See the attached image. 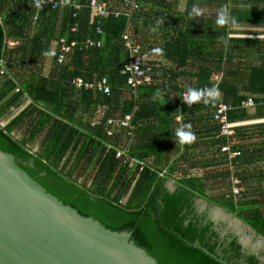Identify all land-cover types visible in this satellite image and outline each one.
Returning a JSON list of instances; mask_svg holds the SVG:
<instances>
[{"label": "trees", "instance_id": "16d2710c", "mask_svg": "<svg viewBox=\"0 0 264 264\" xmlns=\"http://www.w3.org/2000/svg\"><path fill=\"white\" fill-rule=\"evenodd\" d=\"M37 1L0 0V121L21 98L30 100L11 122L0 125V149L82 216L112 231L131 233L135 245L159 264H263L264 250L258 256L249 252L234 234L222 236L224 225L210 218V207L219 206L264 238V204L227 198L230 171L221 153L227 140L213 120L220 103L235 108L228 114L232 122L245 117L241 105L251 98L241 95L242 86L248 94L259 95L252 99L254 104H264V59L253 61L241 75L239 62L232 69L234 50L225 51L227 41L238 45L249 40L229 38L228 22H216L210 29L196 25L207 15L193 11L194 0L181 12L174 0H128L137 8L104 19L93 14L90 0H64L67 6L57 11L39 7ZM98 1L120 10L127 0ZM74 3L81 5L79 11L71 6ZM244 3L264 6V0ZM231 4V25L264 26V8L240 7L238 0ZM218 14H211L216 21ZM127 33L154 71V82L136 91L127 87V75L122 74L130 60L123 40ZM61 38L78 44L103 39V44L76 47L62 64L57 63V46L45 76L51 45ZM10 41L17 46L10 48ZM76 78L85 83L106 78L110 94L76 88ZM185 78L190 81L184 83ZM189 89L203 91L198 103L181 101ZM127 115H132L131 130L107 136L106 121ZM21 127L23 134L17 137ZM181 128L195 139L181 143L176 135ZM240 131L235 130L234 149L241 152L242 163ZM39 137L40 147L33 152ZM121 147L143 164L142 169L116 158ZM240 174L239 166L237 175L243 179ZM168 182L173 183L172 191ZM208 182L225 187L220 198L207 194ZM198 199L208 206L202 208Z\"/></svg>", "mask_w": 264, "mask_h": 264}, {"label": "water", "instance_id": "95a60500", "mask_svg": "<svg viewBox=\"0 0 264 264\" xmlns=\"http://www.w3.org/2000/svg\"><path fill=\"white\" fill-rule=\"evenodd\" d=\"M173 190V183L168 182ZM202 208L208 203L197 200ZM211 221L224 225L240 245L258 256L264 238L235 215L210 207ZM249 233V236L247 235ZM264 264V259L260 258ZM223 264H228L221 261ZM0 264H159L116 232L61 202L0 149Z\"/></svg>", "mask_w": 264, "mask_h": 264}, {"label": "crops", "instance_id": "0c3cea01", "mask_svg": "<svg viewBox=\"0 0 264 264\" xmlns=\"http://www.w3.org/2000/svg\"><path fill=\"white\" fill-rule=\"evenodd\" d=\"M188 0H174L175 8L177 11H184ZM240 7H246L248 9L261 10L264 8L263 4L250 5L244 3V0H238ZM195 12H206L207 16H202L199 20H196V25H207L208 29L216 27V20L211 14H218L222 9L230 10L232 8L231 0H194L193 2ZM41 7V6H39ZM202 14V13H201ZM257 24V23H256ZM227 32L229 38H236L242 40H249L245 44H231L229 41L226 42L225 51L233 53L234 50V64L232 69L236 67V62H239V74H244L246 68L253 61H261L264 59V26H252L248 25H231L230 22L227 24ZM36 26H33L32 32L35 31ZM234 31L233 34L230 32ZM163 33V32H162ZM160 33V34H162ZM254 41V42H252ZM8 46L14 48L17 46L15 42H9ZM57 43L53 42L51 50L47 55L45 67L43 72L47 76L52 67V55L56 50ZM165 64V62H164ZM169 65V64H165ZM184 83L190 81V79H183ZM246 87L242 86L241 95H246L248 98L253 100L259 99L257 94H248ZM212 97L220 99L218 94L211 92ZM168 101V100H167ZM30 100L27 98H21L14 106L10 107L7 115H5L0 125L5 126L11 122L16 116H18L28 105ZM246 111L245 117L240 120L233 122L236 124V128H240V140L239 146L243 149L244 158L240 163V175L243 177L242 183L244 193L242 200L247 203H260L264 204V104L253 107L243 108ZM18 132V133H16ZM15 134L22 136L23 131L17 130ZM41 137H39L32 144V151L36 152L40 147ZM239 170V168H238ZM262 207V206H261ZM249 236V233H247Z\"/></svg>", "mask_w": 264, "mask_h": 264}, {"label": "built area", "instance_id": "2783aa9c", "mask_svg": "<svg viewBox=\"0 0 264 264\" xmlns=\"http://www.w3.org/2000/svg\"><path fill=\"white\" fill-rule=\"evenodd\" d=\"M39 6L49 7L53 11L61 10L67 6V3L64 0H38ZM75 11H79L81 9V5L72 4L71 5ZM89 7L92 10L93 14H95L98 18L104 19L108 18L110 15H114L118 17L120 14H129V9L137 8L130 1H124L121 9L111 8L105 2H99L98 0H90ZM75 16V15H73ZM74 30V29H72ZM97 34L103 35V32L100 28L97 29ZM123 40L125 41V47L130 52V60L129 63L124 67L122 74L127 75V87L136 91L139 87L144 85H150L154 82V71L153 67L147 63V59L143 57L141 54V47L138 45H134L132 43L130 35L127 33L123 35ZM9 44V42H8ZM103 44V39L94 41L90 38L86 39L84 42L78 44L75 41L68 43L66 39L61 38L57 46L59 47V53L57 56V63L62 64L67 59V56L72 52V50L76 47L79 49H89L93 47H101ZM0 74H4V70L0 71ZM214 80H218V77H214ZM73 84L76 88H84L85 90H97L102 94L108 95L110 94L111 87L106 78H102L96 83H85L82 79L76 78L73 81ZM19 90L16 89L15 92ZM172 98L168 99L167 103L171 101ZM189 99V91H186L181 96V101L185 102ZM201 100V97L195 101L193 104L198 103ZM254 101L252 99H247L242 103L241 107H253ZM230 105L225 103H220L217 108L213 111V120L219 126L220 136L226 138L227 143L221 148V153L226 156V161L228 164V168L230 171L229 175V193L227 194V198H231L234 202H237L239 198L244 193L243 183L240 177L237 175L238 168L240 166L239 158L241 157V152L238 149H234L237 147V141L235 140V130L236 124H234L228 117L230 111L234 110ZM131 121L132 115H127L124 118H109L106 121L107 136H114L119 130H131ZM94 125V124H93ZM130 133H128L129 135ZM116 158L122 160L124 165H128L129 167L135 165L141 166L142 163L130 158L127 155V150L125 147H121L116 152Z\"/></svg>", "mask_w": 264, "mask_h": 264}, {"label": "clouds", "instance_id": "9594fccd", "mask_svg": "<svg viewBox=\"0 0 264 264\" xmlns=\"http://www.w3.org/2000/svg\"><path fill=\"white\" fill-rule=\"evenodd\" d=\"M219 18H218V23L223 24L228 21V14H227V10L226 9H222L221 12L218 14ZM232 23L235 22V19L233 18L231 20ZM189 99H187L185 102L186 103H191L197 99H199L202 95H203V91L202 90H196V89H189ZM186 128H190L189 126H185ZM177 137H179L181 143L188 141V140H194L195 136L190 132V131H186L185 129L181 128L178 129L176 132Z\"/></svg>", "mask_w": 264, "mask_h": 264}, {"label": "rangeland", "instance_id": "374dc122", "mask_svg": "<svg viewBox=\"0 0 264 264\" xmlns=\"http://www.w3.org/2000/svg\"><path fill=\"white\" fill-rule=\"evenodd\" d=\"M43 74H45L44 72H43ZM19 130H22V131H24V128L23 127H21ZM16 133H18V132H16ZM16 135V134H15ZM17 136V135H16ZM17 137H20V136H17ZM219 184H216V183H212V182H208V183H206V189H207V194L209 195V196H211V197H213V198H220V196L222 195V193L224 192V189H225V187H223V186H219V187H216V186H218ZM221 187V188H220ZM217 188H219V189H217ZM242 197V196H241ZM240 197V198H241ZM239 198V199H240Z\"/></svg>", "mask_w": 264, "mask_h": 264}]
</instances>
